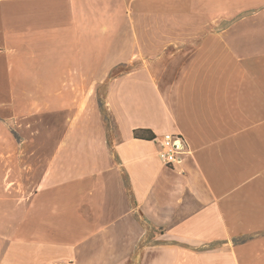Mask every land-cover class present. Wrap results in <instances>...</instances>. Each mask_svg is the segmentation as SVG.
<instances>
[{
  "label": "crops",
  "instance_id": "1",
  "mask_svg": "<svg viewBox=\"0 0 264 264\" xmlns=\"http://www.w3.org/2000/svg\"><path fill=\"white\" fill-rule=\"evenodd\" d=\"M0 92V264H264V0H0Z\"/></svg>",
  "mask_w": 264,
  "mask_h": 264
},
{
  "label": "built area",
  "instance_id": "2",
  "mask_svg": "<svg viewBox=\"0 0 264 264\" xmlns=\"http://www.w3.org/2000/svg\"><path fill=\"white\" fill-rule=\"evenodd\" d=\"M157 142L159 144L158 157L161 163L169 168L178 165L181 161L180 156L189 150L187 143L180 135H164Z\"/></svg>",
  "mask_w": 264,
  "mask_h": 264
},
{
  "label": "rangeland",
  "instance_id": "3",
  "mask_svg": "<svg viewBox=\"0 0 264 264\" xmlns=\"http://www.w3.org/2000/svg\"><path fill=\"white\" fill-rule=\"evenodd\" d=\"M5 99V94H4V92H0V101L1 100H4Z\"/></svg>",
  "mask_w": 264,
  "mask_h": 264
},
{
  "label": "trees",
  "instance_id": "4",
  "mask_svg": "<svg viewBox=\"0 0 264 264\" xmlns=\"http://www.w3.org/2000/svg\"><path fill=\"white\" fill-rule=\"evenodd\" d=\"M134 135H135V136H138V133L135 131V132H134Z\"/></svg>",
  "mask_w": 264,
  "mask_h": 264
}]
</instances>
